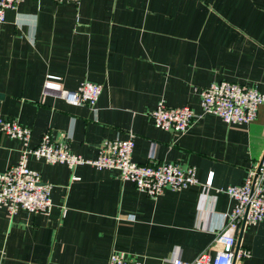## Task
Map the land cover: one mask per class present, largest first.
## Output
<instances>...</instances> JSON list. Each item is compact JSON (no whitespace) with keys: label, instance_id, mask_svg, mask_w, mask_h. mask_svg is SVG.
Instances as JSON below:
<instances>
[{"label":"crops","instance_id":"0c3cea01","mask_svg":"<svg viewBox=\"0 0 264 264\" xmlns=\"http://www.w3.org/2000/svg\"><path fill=\"white\" fill-rule=\"evenodd\" d=\"M101 85L94 108L72 106L45 91ZM228 81L264 93V0H23L0 24V120L44 133L84 158L106 139L134 134L138 164L195 169L198 183L149 198L115 171L28 159L52 185L48 214L0 207V264H107L113 250L141 264L178 255L194 260L219 228L264 264V222L227 228L239 186L264 152V105L249 124L226 125L200 107V90ZM159 102L196 114L184 133L156 128ZM23 143L0 133V172L15 165ZM212 177L210 186L207 179ZM73 177L78 179L73 180Z\"/></svg>","mask_w":264,"mask_h":264},{"label":"built area","instance_id":"2783aa9c","mask_svg":"<svg viewBox=\"0 0 264 264\" xmlns=\"http://www.w3.org/2000/svg\"><path fill=\"white\" fill-rule=\"evenodd\" d=\"M23 0H0V24L5 13L17 7ZM56 3L78 4L80 0H53ZM45 91H57L61 98L72 106L88 105L94 108L102 87L84 81L73 91L62 88L59 77L48 76L43 84ZM264 105V93L255 86L222 81L213 83L200 90V107L204 114L219 117L226 125L249 124L257 118L259 106ZM153 125L163 131L184 133L197 118L189 107L171 108L163 102L149 112ZM0 133L23 143L18 162L0 172V207L12 217L24 210L30 214H48L52 209V185L43 182L39 171L28 166V159L44 160L49 164H64L70 169L78 166H91L97 170L115 171L119 179L132 182L135 187L149 198L155 199L166 190L180 191L198 183L195 169L174 163L138 164L132 159L135 136L129 133L126 139H106L98 146L94 158H84L70 151L67 144L56 142L51 133H44L37 146L29 147L31 129L14 119L0 120ZM212 177L206 181L210 186ZM78 179L73 177V180ZM226 194L234 201L228 214L227 228L237 229L240 225L264 222V152L258 163L247 171L243 183L230 186ZM233 235L219 228L209 247L194 260L183 261L178 255L166 259L162 264H243L250 253L238 248ZM107 264H141L129 260L123 252L113 250Z\"/></svg>","mask_w":264,"mask_h":264},{"label":"water","instance_id":"95a60500","mask_svg":"<svg viewBox=\"0 0 264 264\" xmlns=\"http://www.w3.org/2000/svg\"><path fill=\"white\" fill-rule=\"evenodd\" d=\"M244 227V225H242V228ZM239 242H240V240L238 241V243H237V245H236V250H238V248H239Z\"/></svg>","mask_w":264,"mask_h":264}]
</instances>
